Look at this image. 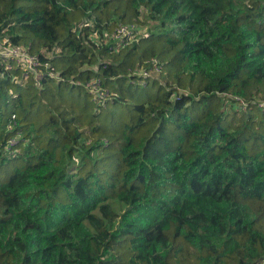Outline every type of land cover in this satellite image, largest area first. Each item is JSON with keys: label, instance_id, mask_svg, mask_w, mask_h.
<instances>
[{"label": "trees", "instance_id": "obj_1", "mask_svg": "<svg viewBox=\"0 0 264 264\" xmlns=\"http://www.w3.org/2000/svg\"><path fill=\"white\" fill-rule=\"evenodd\" d=\"M0 40L62 78L0 58V264H264V0H0Z\"/></svg>", "mask_w": 264, "mask_h": 264}, {"label": "built area", "instance_id": "obj_2", "mask_svg": "<svg viewBox=\"0 0 264 264\" xmlns=\"http://www.w3.org/2000/svg\"><path fill=\"white\" fill-rule=\"evenodd\" d=\"M139 30L132 26L121 25L116 28L114 33V39L116 44L121 46H127L135 42L139 36ZM0 58L4 64V70L6 72H11L14 67H17L22 72V80L24 82L33 80L35 85L40 88L42 86V81L45 77H51L57 81H61V76L53 72L48 73L44 68L39 56L32 55L29 49L24 46L12 45L6 40H0ZM47 69V67H46ZM163 71V66L160 61L152 59L148 63L147 68H142L140 71L135 73V76L143 77L139 80L137 85L145 87L147 82L145 79L159 76ZM13 80L17 81L18 78L14 77ZM134 85V82H133ZM86 89L93 95L94 100H102L106 95L104 89L101 87V82L99 79H94L87 83ZM240 106L243 109L246 108V104L239 100ZM15 141H12V144Z\"/></svg>", "mask_w": 264, "mask_h": 264}, {"label": "rangeland", "instance_id": "obj_3", "mask_svg": "<svg viewBox=\"0 0 264 264\" xmlns=\"http://www.w3.org/2000/svg\"><path fill=\"white\" fill-rule=\"evenodd\" d=\"M139 32H140L139 36L142 35V34H144V31H142V30L139 31ZM78 162H79L78 159L75 158L73 160L74 166H77L78 165ZM64 167H65L66 171H69L70 169L73 168V164H69L68 159H67L65 161V163H64ZM108 204H110L111 208L117 214H122L126 210V205L123 204V203H121V202H119V201L112 200V201H109Z\"/></svg>", "mask_w": 264, "mask_h": 264}]
</instances>
